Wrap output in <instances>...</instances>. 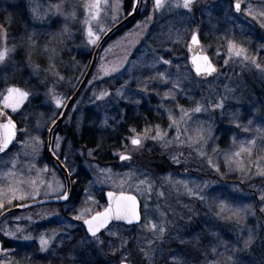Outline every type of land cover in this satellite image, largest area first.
<instances>
[{
    "label": "rangeland",
    "instance_id": "rangeland-1",
    "mask_svg": "<svg viewBox=\"0 0 264 264\" xmlns=\"http://www.w3.org/2000/svg\"><path fill=\"white\" fill-rule=\"evenodd\" d=\"M2 1L5 3L18 0H0V3ZM233 1L237 0H230L229 3L226 0H195L189 10L176 7L179 0H165L164 6L159 9L154 7L155 0H143L135 24L105 45L97 55L90 83L71 109L76 121L69 119L66 123L77 124L82 109L90 103L96 106L95 110L104 120L106 117L111 118L109 115L114 110H119V106L130 98L137 104L150 95L157 98L159 106L164 110L165 124L158 126L162 134L166 133L163 140H153L151 137L156 135L157 125L146 127L151 129L149 138L138 148L131 144L130 138L137 133L143 134L145 128L131 133L127 138L126 148L115 154L117 164L102 166L93 160L88 161L86 157L81 161L90 176L85 189L86 205L66 221L69 228L73 230L81 224L83 219L76 217L83 209H90L84 219L95 213V205L98 204L96 195L101 190L131 192L138 197L141 204V223L137 227H110L98 236L99 240L94 237L83 239L103 253L104 256L101 257L106 264H120L125 257L127 264H157L156 261L161 258H166L165 260L173 264H185L186 255H179L169 245L181 243L183 248H200L199 233L207 234L208 240V245L200 248L202 251L198 254L203 255L199 257L201 264H250L244 256L233 255L238 254V250L253 254L255 249H263V256L250 257H259L264 264V201L260 199L264 193V174H257V165L264 168V67L257 68L258 63L254 58L244 60L243 56L230 55L229 48L225 53L212 51L219 66L210 77L195 76L188 65L187 42L194 31L198 32L199 22L209 17L215 22L233 18L236 15L231 7ZM23 2L29 15L39 22L44 21L50 14L49 17H53L52 14L56 12V8L48 0ZM92 2L93 0H83L84 40L80 49L87 52L97 45L101 36L123 13L121 0H100L99 15L96 17V9L90 10L88 7ZM239 2L241 12L244 13L238 14V20L243 22L246 19L263 31L264 17L260 13L264 11V0ZM212 3L217 4L220 14H212L215 9V5L211 7ZM33 9H36L35 13ZM51 11L53 12L50 13ZM201 12L203 18L200 17ZM195 13L201 19L198 22L194 21ZM89 25L95 33L92 39L99 37L96 43L90 42ZM6 37L5 30L0 29V50H9L5 60L0 62V72L11 53ZM203 51L206 52L205 48ZM161 57L171 61V64H164ZM64 66L72 74V68H76L77 63L65 62ZM113 67L118 70L111 71ZM161 72L169 77L166 82L159 78L158 73ZM51 75L57 84L65 81L53 70ZM68 79L70 78L67 77L65 82H70ZM177 81L179 88L174 87V82ZM253 86L261 88L260 98L250 96V87ZM104 90L109 95L102 100L97 99ZM117 90L123 95H117ZM67 92L64 85L59 86L58 90L46 91L45 105L37 111V117H32L33 122L29 126H24V121L21 122L23 127L20 128L14 145L0 155V203L3 204L0 212L12 205L56 197L64 192L61 177L42 159L46 150V138H42L41 131L51 125L57 111L67 100ZM166 93L171 95L166 96ZM7 94L5 91L0 98V107L11 114L28 102L29 96L13 112L2 103ZM54 96L62 101L59 107L53 99ZM245 97L249 100H245ZM240 99L255 105L248 116L240 107H235L236 101ZM221 101L223 107H215ZM197 104L206 110L193 112L192 109ZM181 108L188 112L187 116H183ZM173 120L177 123L173 124ZM226 120L230 121L226 123L231 133L228 134L225 144L218 146L219 134H215L216 125ZM197 131L201 132L202 139L197 137ZM253 139L256 141L254 146L248 143ZM51 142V152L60 155L72 172L75 171L77 166L74 154H82L72 151L63 135H54ZM242 146L251 147L252 153L241 152L240 156H236L235 153ZM120 154L130 155L131 159L120 161ZM235 171L242 178L239 177L240 180L234 182ZM141 181L145 183L142 184ZM181 182H185L187 188H191L196 195L190 194L185 183ZM221 202L227 206L223 210ZM103 206L101 203L99 210ZM238 208L243 211L234 214ZM60 211L53 204L14 213L1 222L0 232L5 238H17L21 231L22 234L26 233L28 226L59 217ZM150 223L157 225L155 233L147 227ZM160 227L166 229L162 239L159 238ZM198 227L203 229L200 232L199 229L195 231ZM250 231L255 239L245 248L244 241ZM9 232L14 235H7ZM109 232H116L118 235L110 236ZM53 233L56 231L38 232V243L40 244L41 235L51 237ZM257 233L259 236L256 238ZM101 240L102 244L99 242ZM149 240L153 241L151 245ZM124 241L127 243L121 247ZM141 249L148 252L150 258H146ZM219 254L223 256H218ZM2 256H8V251H2ZM194 259L195 256L192 260Z\"/></svg>",
    "mask_w": 264,
    "mask_h": 264
},
{
    "label": "trees",
    "instance_id": "trees-1",
    "mask_svg": "<svg viewBox=\"0 0 264 264\" xmlns=\"http://www.w3.org/2000/svg\"><path fill=\"white\" fill-rule=\"evenodd\" d=\"M48 1L52 6L59 5L60 11L57 12L55 9L56 12L52 14L53 17H49L50 14L42 22L35 20L29 15L26 10L27 6L23 0H18L17 2L5 1V3L2 1L0 3V28L6 32V43L11 52L9 58L5 61V66L0 72V98L7 91L8 87L15 86L29 93L28 102L12 114L19 128L23 127V123L24 126H29L33 122L31 120L32 117H37V111L41 110L45 105L44 95L49 89L58 90L59 86L64 85L68 89L67 100L69 99L87 70L95 48L88 52L80 49L84 40L83 0ZM226 1L229 3L230 0ZM131 3V0H121L123 13L119 20L130 11ZM213 5H215V9L212 10V14L214 12L220 14L217 4L212 3L211 7ZM72 13H75V15L73 16ZM240 13L242 14L244 11ZM199 14L203 18L202 12ZM195 15L197 17H194V21H200L199 15L197 13ZM239 17V15H234L229 20H217L218 22H215L211 17L207 20L205 18L204 21L201 20L202 23L200 21L198 25L200 42L216 66H219V61L214 57L212 51L225 53L229 48L230 42H235L238 46L246 49L249 59L252 60L254 58L258 64L264 67V30L262 31L254 23L246 19L241 22L238 20ZM138 18L139 15H136L132 21L114 33L105 45L130 29ZM65 26H67V32L64 30ZM73 61L77 63V66L74 69L72 68L74 72L70 74L69 69L66 70L64 63ZM52 70L53 72H57L65 81L69 77L70 79L68 80L70 82L55 83L51 75ZM91 76L88 78L79 97L69 108L62 123L54 131V135H63L65 141L71 145L72 151H79L82 154L79 156L74 154L77 167L73 172L67 162L60 155H57L70 173V196L63 204L55 205V207L61 210L59 217H52L48 220L37 222L33 226H28L26 233L22 234L21 231L17 238H5L0 232L2 251H8V256L5 257L1 253L0 264H58L59 262L64 264H106L104 263L105 260L101 257L104 256L103 253L84 241L87 236L81 224H78L73 230L66 224L69 217L75 216L78 209L86 205L85 189L86 184L90 181V176L81 161L82 159L85 160L86 157L88 161L93 160L102 166L115 164V154L126 148L127 138L133 133L132 129L138 132L143 127L164 125L165 116H163L164 110L159 106L157 98L149 95V97L142 99L137 104H134L131 98L128 102L121 104L119 110H114L109 115L111 118L107 117V125L103 124L104 120L95 110L96 106L91 105V103L84 106L85 108L82 109L83 111L79 115L81 117L77 124H67L66 122L69 119L76 121V116L72 113L71 109L81 98L87 85H89ZM259 89L261 90L260 87L256 86L250 87V96L260 98L261 92ZM244 99L248 98L245 97ZM241 100L236 101L235 107H240L248 116L252 113L255 105L249 101ZM226 108H228V105ZM59 110L57 111V115L60 112ZM226 122L228 121L218 122L216 125L215 134H219L218 146H223L227 141L228 134L231 133V129L227 127ZM48 128L49 126L44 131H41L43 139L47 137ZM90 150L91 154H89ZM45 152L46 150L43 152V161L53 167ZM239 177L242 178L239 172L235 171L233 176L234 182L240 180ZM102 193L103 190L99 191L96 195L98 204L95 205V211L99 210L101 203H103ZM111 227L120 228L123 226L113 225ZM198 229L200 232L203 228L198 227L196 230H193L197 231ZM47 230H55L57 238L52 241L48 251L41 252L36 234L40 231L47 232ZM199 234L201 238L199 245L200 248H203L205 245H208L207 234ZM255 235L257 238L259 233ZM24 236H31V239H25ZM211 245L213 246V244ZM169 247L176 250L179 255H186L185 259L187 261L185 264H201L199 257L203 255H198L202 251L200 248H183L181 243L179 245L171 243ZM262 250L258 251L255 249L253 254L238 250L239 253L233 256H244L246 262L250 261V264L259 263L258 261H260L259 264H263L259 257H250L261 256L263 254ZM194 256L196 259L192 260ZM218 256L223 255L219 254ZM165 259L161 258L156 263L173 264Z\"/></svg>",
    "mask_w": 264,
    "mask_h": 264
},
{
    "label": "snow or ice",
    "instance_id": "snow-or-ice-1",
    "mask_svg": "<svg viewBox=\"0 0 264 264\" xmlns=\"http://www.w3.org/2000/svg\"><path fill=\"white\" fill-rule=\"evenodd\" d=\"M106 2V0H105ZM165 0H155V5L154 7L156 9L162 8L164 6ZM195 3V0H179V2H177L175 4L176 7H183L185 9H189L191 10L193 4ZM53 7L56 8V11L59 12L60 11V7L59 5H54ZM89 9H96V17H98L99 15V10H100V0H93V2L88 5ZM235 9L237 12H239L241 10V4L239 2V0H237L236 4H235ZM33 12H36V9H33ZM72 15L74 16L75 13H72ZM249 15H251V12H249ZM261 17H264V11H262L260 13ZM87 22V21H86ZM65 32L68 31L67 26H65ZM88 35L90 38V42L91 43H96V41L99 39V37L97 36L95 39H92L93 36H95V33L92 31L91 26L89 25L88 28ZM29 39H31V37H29ZM192 41L194 44L198 43V39L197 36L194 34L192 37ZM8 49L5 48L3 50H0V62H3L5 60V58L8 55ZM229 53L230 55H235L237 57H241L243 56L244 60H248L249 57L246 54V49H244L241 46H238L235 42H230L229 44ZM161 60H163V58H160ZM193 64L196 68V72L197 74H206V75H210L211 73L215 72L216 69L214 66H212V64L209 61V58L207 56H194L193 57ZM255 63V61H253ZM164 64H171V61L169 60H163ZM227 63V61L225 62ZM179 67V66H177ZM257 68H260L261 65L260 64H256ZM118 69L116 67H113L111 69V71H117ZM158 76L161 80L163 81H167L169 79V77L161 72L158 73ZM174 87L179 88V82H174ZM7 95L3 97V105L4 107H8L11 108L13 112H15L17 110V108L20 107V105L23 103V101L29 96V93L27 91H23L20 88H16V87H9L7 89ZM109 93L104 90L101 91L99 96L97 97V99H103L104 97L108 96ZM117 95H123L122 92H120V90H117ZM167 95H171V93H166ZM174 98V97H173ZM53 99L55 100L57 106L59 107L62 103L60 98L57 97H53ZM215 107H219L222 108L223 107V101H221L220 103H218L217 105H215ZM202 110H206V109H202V107L197 104V106L192 109L193 112H201ZM181 112L183 113V116H187L188 112L181 108ZM0 116H5L6 117V122L4 123H0V152H4L5 149L8 148L9 144L12 143L13 139L15 138L16 135V124L15 122L12 120V118L10 116H7V114L5 112H3L2 109H0ZM183 116L181 117L183 119ZM171 118V117H170ZM52 123H55V120L52 121ZM108 123V119L107 117L104 119L103 124L107 125ZM177 121L173 120V124H176ZM251 123V121L249 122ZM171 127V125H169ZM132 132H136L135 129H132ZM151 132V129L149 128H145L143 134H139L137 133L136 135L132 136L131 139V144L133 146L141 147L142 143L145 139L149 138V133ZM165 134H162L160 132L159 126H156V135L152 136L151 139L153 140H163ZM197 137L202 139V135L200 131H197ZM59 140V137L57 138ZM178 139V137H177ZM189 139H192L191 137H189ZM250 145H255L256 141L255 139L251 140L248 142ZM165 147L167 146V144L164 145ZM57 147H59V144H57ZM241 152H248L249 154L252 153V148L251 147H244L242 146L239 152H236L235 155L236 156H240ZM89 154H91V150L89 151ZM201 155H203V153H201ZM120 159L121 160H130L131 156L130 155H126V154H120ZM174 160H176V157H173ZM176 162H179L178 160ZM211 162V161H210ZM258 167V173L257 174H264V168H259V165H257ZM219 169H217L218 171ZM22 183V181H21ZM35 182L33 181V184ZM141 183H145V181H141ZM181 183H185V182H181ZM185 187L187 188V185L185 183ZM151 189V185H149V190ZM187 191L192 194V195H196V193H194L192 191L191 188H187ZM161 195H163V193H161ZM109 196V205L107 208L104 209V211L102 212H97L95 215L91 216L89 219H84V215L87 214L88 212H90V209H83L81 214L79 216L76 217V219H83L84 223L87 225V231L91 234L92 237L96 238L97 240H99V237L97 236V233L102 229V228H106V226L109 224L110 221L112 220H117V221H127L129 224L133 223V222H139L140 221V214L137 210V202H136V198L134 196H129V195H125L124 193H120L119 195H116L114 193H108ZM22 198V197H21ZM68 195L67 193L64 194V199H67ZM201 199H203L204 197H200ZM260 199L262 201H264V193H262ZM0 207H3V204L0 203ZM221 207L222 210L227 207L226 205L223 204V202H221ZM145 209L147 210V205H145ZM264 210V209H262ZM243 211V209H236L234 214H238L239 212ZM219 215V213H218ZM147 227H149V229L155 233L157 230V225L155 223H150L149 225H147ZM166 231L165 228L160 227L159 228V238L162 239L163 238V234ZM7 235H14V233H7ZM110 236H116L118 235L116 232H109ZM25 239H31V237H25ZM55 239V233H53V235L51 237H46L45 235H41L39 237V242H40V251L44 252V251H48L50 248V245L52 243V241ZM255 237L252 235L251 231L249 232L248 238L244 241V246L245 248H248L254 241ZM101 244L103 243V241H99ZM127 242L124 241V243L121 245V247L124 246V244H126ZM148 243L151 245L153 243V241L149 240ZM142 252H144V255L146 258H150L149 257V253L144 251V249H141ZM213 251H215V249H213ZM126 260L127 258H123L121 261V264H126Z\"/></svg>",
    "mask_w": 264,
    "mask_h": 264
},
{
    "label": "water",
    "instance_id": "water-1",
    "mask_svg": "<svg viewBox=\"0 0 264 264\" xmlns=\"http://www.w3.org/2000/svg\"><path fill=\"white\" fill-rule=\"evenodd\" d=\"M236 2L237 1L232 3V7H233L232 10H234L235 13H238L236 11V9H235ZM138 3H140V0H135L131 11L128 14H126V16L122 20H120L114 26H112L109 30H107L103 36H101L99 42L97 43V45H96V47H95V49L93 51V55L91 57L92 59L90 61V64H89V66H88L83 78H81L82 80L80 81L78 87L75 89L73 94L70 96L69 100H67V102L65 103L63 108L60 110V113H59L58 117L56 118L55 123H52L51 126H50V129H48L47 144H46V152L45 153H47L48 159L52 162V164L54 165V167L56 168L57 172L59 173V175L62 178V182L64 184V192H63V194L58 196V197L34 200L33 202L31 201V202L25 203L23 205L21 204V205H17V206H14V207L12 206L11 208H8V209L4 210L3 213H0V223L6 217H8L11 214L13 215V213H16V212L24 211V210H27V209H30V208H33V207H38V206L53 205V203L54 204H62V203L67 201L68 198L64 199V194L67 193V195L69 197L70 192H71V180H70L69 173H68L67 169L64 167V165L62 164V162L59 160V158L55 154H53V152H51L52 151V149H51V143L52 142L51 141H52L53 131H55V129L61 124L62 120L64 119V117H65V115L67 113V111L69 110L71 105L75 102V99H77V97L79 96V94L82 91L83 87L85 86V84H86V82H87V80H88L89 76L91 75V72H92V70L94 68V65H95V62H96V59H97V55L100 52L101 48L104 46L106 41L114 33H116L125 24L127 25V23L130 22L135 17V15L137 14L138 8H139V4ZM194 34L197 36V39H198V43L197 44H194L193 41H192V37H193ZM199 41H200V39H199V36H198L197 32H194L191 35V37L189 38L188 45H187V50H188V53H189L188 64H189L190 68L192 69V71L194 72V74L197 77H199V78H207V77H210L213 74H215L216 71L211 73L210 75H206V74H203V73L197 74L196 68H195V66H194V64L192 62L194 56H207L209 58L210 63L212 64V66H214V64L210 60L209 55L202 51L201 42H199ZM4 122H6V117L5 116H0V123H4ZM15 137H16V135H15ZM12 143H13V141H12ZM11 145L12 144H9L8 148ZM7 149H5V151ZM0 153H2V152H0ZM119 160L122 161L120 159V156H119ZM110 192L114 193L116 195H119L120 193H124L125 195L134 196L136 198L137 210H138V212L140 214V219H141V204H140V201H139L138 197L135 194L128 193V192H116L115 190L114 191L113 190H105L103 192V199H104V202H105V207L102 210L97 211V212H102V211H104L105 208L108 207V205H109L108 193H110ZM97 212L93 213L92 215H90L89 217H87L85 219H89L91 216L95 215ZM140 221L139 222H133V223L129 224L127 221H123V220H121V221L112 220V221L109 222V224L106 226V228H102L97 233V235L100 234L101 232H103L105 229H107L111 224H123L125 226H133V225L139 224ZM81 223H82V227H83L85 233L88 236L92 237L91 234L87 231V225L84 223V221H82ZM0 254H1V244H0ZM126 264H127V262H126Z\"/></svg>",
    "mask_w": 264,
    "mask_h": 264
},
{
    "label": "flooded vegetation",
    "instance_id": "flooded-vegetation-1",
    "mask_svg": "<svg viewBox=\"0 0 264 264\" xmlns=\"http://www.w3.org/2000/svg\"><path fill=\"white\" fill-rule=\"evenodd\" d=\"M142 2H143V1H141V4H142ZM141 4H140V7H141ZM139 14H140V8H139V13H138V15H139Z\"/></svg>",
    "mask_w": 264,
    "mask_h": 264
}]
</instances>
